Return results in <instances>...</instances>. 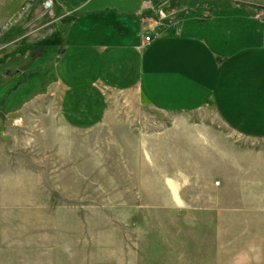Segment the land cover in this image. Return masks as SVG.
Here are the masks:
<instances>
[{"label": "rangeland", "instance_id": "1", "mask_svg": "<svg viewBox=\"0 0 264 264\" xmlns=\"http://www.w3.org/2000/svg\"><path fill=\"white\" fill-rule=\"evenodd\" d=\"M34 1L5 18L0 0V264H264V133L211 103L170 112L107 92L79 49L5 46ZM239 2L170 0L152 16L191 28L212 9L202 21L238 43Z\"/></svg>", "mask_w": 264, "mask_h": 264}, {"label": "crops", "instance_id": "2", "mask_svg": "<svg viewBox=\"0 0 264 264\" xmlns=\"http://www.w3.org/2000/svg\"><path fill=\"white\" fill-rule=\"evenodd\" d=\"M23 1L5 0V18ZM168 1L35 0L29 13L5 28L11 37L5 46L16 44L17 52L26 50L28 56L30 49L44 47L79 49L82 64L97 71L90 83L100 81L107 92L135 90L152 106L170 112L211 103L233 127L264 133V0H240L241 14L251 19L248 25L254 30L247 25L240 29L238 43L202 21L215 17L212 9L191 28L174 14L153 18L152 5H159L155 10L171 8ZM255 19L263 21L262 28ZM103 98L102 114L94 123L105 111V94Z\"/></svg>", "mask_w": 264, "mask_h": 264}, {"label": "built area", "instance_id": "3", "mask_svg": "<svg viewBox=\"0 0 264 264\" xmlns=\"http://www.w3.org/2000/svg\"><path fill=\"white\" fill-rule=\"evenodd\" d=\"M150 37H151V35H149V34L145 35L146 40L150 39Z\"/></svg>", "mask_w": 264, "mask_h": 264}]
</instances>
